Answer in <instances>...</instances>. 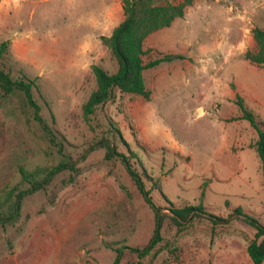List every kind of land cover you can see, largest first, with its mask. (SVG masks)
I'll use <instances>...</instances> for the list:
<instances>
[{
    "label": "rangeland",
    "instance_id": "rangeland-1",
    "mask_svg": "<svg viewBox=\"0 0 264 264\" xmlns=\"http://www.w3.org/2000/svg\"><path fill=\"white\" fill-rule=\"evenodd\" d=\"M120 4L0 0V42L7 43L0 67L34 79L40 115L77 167L71 180L63 183L68 172H60L24 197L19 216L0 226V264H111L115 247L146 244L152 209L117 158L105 160L104 148L86 151L106 137L128 154L110 125L134 153L131 164L152 177L143 182L156 208L200 203L228 219L214 225L194 217L177 228L166 216L155 256L142 264H251L245 245L254 228L233 209L264 224V177L248 146L255 132L240 118L235 95L264 122V65L243 57L255 50L251 30L264 25V0H192L143 40V63L182 55L143 70L148 98L115 92L86 121L81 105L95 87L91 65L116 69L100 38L121 20ZM60 157L22 95L0 91V197L19 183V167H49ZM137 260L123 248L118 264Z\"/></svg>",
    "mask_w": 264,
    "mask_h": 264
},
{
    "label": "trees",
    "instance_id": "trees-1",
    "mask_svg": "<svg viewBox=\"0 0 264 264\" xmlns=\"http://www.w3.org/2000/svg\"><path fill=\"white\" fill-rule=\"evenodd\" d=\"M191 1L180 0L172 3L168 0H121V20L111 29L108 35L101 36L100 38L102 44L110 51L114 58L116 69L113 72H107L98 65H91L90 69L94 77L95 87L81 105L84 120L88 121L98 107L114 97L115 92L137 94L145 99L148 98L149 91L145 88L142 74L143 70L160 62L181 59L182 55L162 54L151 61L143 63V40L148 34L168 27L174 18L181 17L184 7L189 5ZM251 38L255 50L244 51L243 57L248 62L262 66L264 65V25L262 27H253L251 30ZM6 50V41L0 42V60L6 53ZM34 87H36L34 79L24 75L12 78L0 67L1 93L4 95L20 93L22 95L24 103L31 110L32 119L38 125L49 145L55 147L61 157L49 167H37L32 170H26L22 167L18 168L20 176L19 183L10 187L0 197V226L12 224L19 216L21 201L24 197L45 188L60 172H68L67 178L62 179L63 183L71 180L72 176L77 172L75 161L69 155H65L62 152V141H60L47 120L40 115V105L32 96V89ZM235 97V104L241 112L240 118L246 119L255 132L256 137L248 146L258 156L260 172L264 177V122L259 116L254 115L246 109L242 100L237 95ZM110 128L117 134V139L126 146L128 154L118 151L116 145L106 137L98 139L86 151L104 148L103 158L105 160L117 158L131 178L138 193L153 212V229L146 244L140 248L125 245L115 247V256L111 264H118L123 248L129 249L136 254L138 260L135 264H142L140 259L147 255L151 257L155 256L153 249L157 242L161 240L160 230L163 219L166 216L177 228L184 227L194 217L205 218L214 225L227 223L228 219L207 212L200 203L196 205L183 204L177 206L168 201L167 207H163L162 209L156 208L151 201L149 189L145 187L143 182V177L148 180H151L152 177L143 169L139 172L131 164L129 158L130 156H134V153L127 148L118 129L113 125H110ZM153 183L154 185L156 184L152 181V185ZM20 184H23V186L19 187ZM162 196L164 197V195ZM233 214L234 217L242 218L246 224L254 228L252 238L245 245V252L251 264H262L264 261V224H261L252 216L244 213L239 207L233 209Z\"/></svg>",
    "mask_w": 264,
    "mask_h": 264
},
{
    "label": "crops",
    "instance_id": "crops-1",
    "mask_svg": "<svg viewBox=\"0 0 264 264\" xmlns=\"http://www.w3.org/2000/svg\"><path fill=\"white\" fill-rule=\"evenodd\" d=\"M165 28V27H164ZM262 119V118H261Z\"/></svg>",
    "mask_w": 264,
    "mask_h": 264
}]
</instances>
